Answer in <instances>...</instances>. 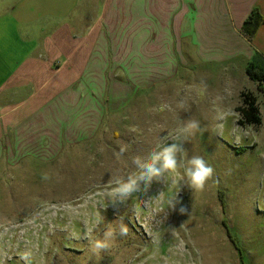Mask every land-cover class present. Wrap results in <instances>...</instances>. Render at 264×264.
I'll return each instance as SVG.
<instances>
[{"label":"rangeland","instance_id":"obj_1","mask_svg":"<svg viewBox=\"0 0 264 264\" xmlns=\"http://www.w3.org/2000/svg\"><path fill=\"white\" fill-rule=\"evenodd\" d=\"M194 64L137 91L94 139L4 172L0 264H264V121L244 127L236 112L242 91L262 104L264 95L241 71ZM190 120L202 131L185 139L179 129ZM172 143L214 167L203 191L177 174L114 194ZM107 230L114 238L97 255L92 243Z\"/></svg>","mask_w":264,"mask_h":264},{"label":"crops","instance_id":"obj_2","mask_svg":"<svg viewBox=\"0 0 264 264\" xmlns=\"http://www.w3.org/2000/svg\"><path fill=\"white\" fill-rule=\"evenodd\" d=\"M254 8L264 16V0H0V180L94 139L180 66L248 76L264 55V25L242 33Z\"/></svg>","mask_w":264,"mask_h":264},{"label":"clouds","instance_id":"obj_3","mask_svg":"<svg viewBox=\"0 0 264 264\" xmlns=\"http://www.w3.org/2000/svg\"><path fill=\"white\" fill-rule=\"evenodd\" d=\"M202 131L199 121L190 120L183 124L179 129V134L183 138L194 135L196 132ZM185 153V150L177 143L167 144L160 147L158 150H153L149 160L134 169L127 175L126 178H121L114 194L126 193L131 194L136 190L137 184L142 181L145 176L157 178V182L165 181L169 176L180 175V179L190 189L195 191H203L206 184L214 176L215 169L202 156L194 155L187 157L186 153L178 158V154ZM139 159L135 157L134 161ZM182 170V173L180 172ZM162 178V180H161ZM47 179V177H45ZM175 199L169 201V205L174 207ZM186 209L181 208L183 214ZM128 228L126 225H121L120 235L126 236ZM114 238V232L107 230L104 233L103 239H96L92 243L93 251L98 255L110 247V241Z\"/></svg>","mask_w":264,"mask_h":264},{"label":"trees","instance_id":"obj_4","mask_svg":"<svg viewBox=\"0 0 264 264\" xmlns=\"http://www.w3.org/2000/svg\"><path fill=\"white\" fill-rule=\"evenodd\" d=\"M263 25L264 16L258 8H254L242 26V33L249 41H252ZM246 72L250 80L256 84L258 92L264 95V55L262 53L255 54L254 59L248 63ZM240 98L241 105L236 109L239 114L238 123L244 127L261 126L263 117L259 97L251 91H242Z\"/></svg>","mask_w":264,"mask_h":264}]
</instances>
